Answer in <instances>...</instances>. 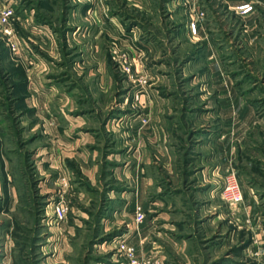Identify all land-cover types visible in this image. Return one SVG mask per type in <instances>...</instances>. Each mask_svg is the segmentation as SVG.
Listing matches in <instances>:
<instances>
[{
    "label": "rangeland",
    "instance_id": "1",
    "mask_svg": "<svg viewBox=\"0 0 264 264\" xmlns=\"http://www.w3.org/2000/svg\"><path fill=\"white\" fill-rule=\"evenodd\" d=\"M0 1L17 48L0 32V264H43L70 238L87 242L72 264L125 258L117 243L140 229L133 189L151 111H253L264 131V15L253 33L224 21L238 31L209 66L190 58L191 15L223 12L220 0ZM174 21L184 27L173 44L148 50ZM249 152L233 163L242 202L222 209L233 264H264V158Z\"/></svg>",
    "mask_w": 264,
    "mask_h": 264
},
{
    "label": "crops",
    "instance_id": "2",
    "mask_svg": "<svg viewBox=\"0 0 264 264\" xmlns=\"http://www.w3.org/2000/svg\"><path fill=\"white\" fill-rule=\"evenodd\" d=\"M201 1L212 8V1ZM245 3L252 5L251 12L239 15L234 11ZM220 4L223 12L212 11L205 18L202 11L201 21L197 13V19L191 15L197 28L195 34L189 35L197 50L189 52L190 58L207 56L212 63L209 66H215V52L223 53L225 44L233 43L238 30L230 33L226 27L232 18L243 26L240 34L253 33L260 25V16L264 15V0H220ZM224 21L227 24H223ZM175 26L170 33L158 27L146 48L150 50L153 43L161 45L167 36L173 44L183 25L176 23ZM34 81L40 84L37 78ZM233 116L238 118L237 122ZM260 123L253 111L150 112V122L143 128L145 171L134 184L132 200L133 218L136 207H143L149 214L142 225L139 224L140 229L136 226L125 239L135 248L138 258L159 264H233L231 222L222 211L227 203L219 193L225 176L233 171V163L239 162L241 156L246 157L251 150L264 158V131L259 129ZM255 128L257 133L252 132ZM234 139L237 143H233ZM244 194L246 198L249 196L247 191ZM77 242L75 238L65 241L70 245L49 254L51 259L45 258L43 264H72L71 256L76 259L75 256L82 255L80 252L77 255L75 250L87 249V242ZM62 257L71 258L65 262ZM125 263V258L115 253L108 259V264ZM93 264L103 262L98 258Z\"/></svg>",
    "mask_w": 264,
    "mask_h": 264
},
{
    "label": "built area",
    "instance_id": "3",
    "mask_svg": "<svg viewBox=\"0 0 264 264\" xmlns=\"http://www.w3.org/2000/svg\"><path fill=\"white\" fill-rule=\"evenodd\" d=\"M239 15H246L253 10L252 5L245 3L237 6L234 9ZM14 18L13 8L8 4L0 1V32L5 37L7 45L11 51H16V44L14 38V29L12 20ZM192 34L196 33V25H190ZM220 198L227 204L236 205L242 202V192L240 190L239 182L236 173L231 171L225 177L224 184L220 190ZM56 216L62 219L64 211L61 207L56 208ZM144 213L141 207H136L134 221L136 224H141L144 220ZM117 250L125 257V264H159L157 261L144 260L137 257L135 248L126 241H119L117 243Z\"/></svg>",
    "mask_w": 264,
    "mask_h": 264
}]
</instances>
